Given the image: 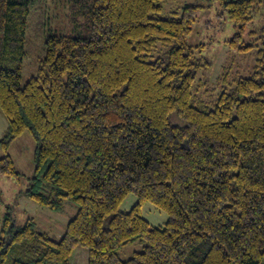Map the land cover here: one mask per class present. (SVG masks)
Instances as JSON below:
<instances>
[{"label":"trees","instance_id":"16d2710c","mask_svg":"<svg viewBox=\"0 0 264 264\" xmlns=\"http://www.w3.org/2000/svg\"><path fill=\"white\" fill-rule=\"evenodd\" d=\"M164 1L70 0L88 34L48 36L22 87L32 1L0 0V144L7 153L29 133L37 146L24 196L57 213L78 207L59 241L9 208L0 264H71L78 247L88 264H264V29L251 75L221 73L209 87L199 78L209 64L187 43L203 7L162 18ZM203 1L237 26L233 47H254L244 34L264 0ZM20 176L9 154L0 158V178ZM147 205L166 220L152 224ZM136 242L143 250L121 259Z\"/></svg>","mask_w":264,"mask_h":264},{"label":"rangeland","instance_id":"374dc122","mask_svg":"<svg viewBox=\"0 0 264 264\" xmlns=\"http://www.w3.org/2000/svg\"><path fill=\"white\" fill-rule=\"evenodd\" d=\"M30 16L27 22L25 58L22 68L21 86L37 74L41 59L45 56L46 38L53 34L68 36H86L89 25L82 19L76 20L72 16L70 0H31ZM162 10L159 17L171 16L180 12L185 5H198L196 22L189 36L188 45L195 48L197 58L202 63H208L199 73V78L214 87V82L221 73H229V79L235 77H249L256 63L258 47L261 45L259 37L264 29V5L261 13L246 26L244 41L253 48L242 50L233 47L231 40L238 33L237 26L228 18L227 12L219 2H205L203 0H165L161 3ZM237 46H242L237 43ZM225 68V69H224ZM221 92L217 86L213 91L215 96ZM7 120L0 111V139L7 130ZM37 143L29 133L23 134L9 147L8 152L0 144V158L9 154L15 163L16 170L21 174L20 179L12 177L0 178V220L8 212L15 218L17 224H24L33 218L36 229L47 234L51 239L59 241L64 235L67 225L78 211L74 203H69L60 212L42 208L24 196L30 179L34 176V152ZM23 191V192H22ZM136 203V198L130 196L121 206V211H128ZM152 210L151 213L148 210ZM145 216L154 225L162 224L166 220L164 213L151 205L145 208ZM143 250V246L136 242L123 248L120 258L127 260L135 252Z\"/></svg>","mask_w":264,"mask_h":264},{"label":"crops","instance_id":"0c3cea01","mask_svg":"<svg viewBox=\"0 0 264 264\" xmlns=\"http://www.w3.org/2000/svg\"><path fill=\"white\" fill-rule=\"evenodd\" d=\"M88 250L82 247L75 249L71 264H88Z\"/></svg>","mask_w":264,"mask_h":264}]
</instances>
